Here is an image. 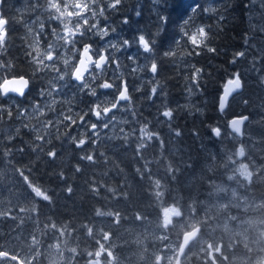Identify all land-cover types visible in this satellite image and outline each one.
Returning a JSON list of instances; mask_svg holds the SVG:
<instances>
[{
    "label": "trees",
    "instance_id": "16d2710c",
    "mask_svg": "<svg viewBox=\"0 0 264 264\" xmlns=\"http://www.w3.org/2000/svg\"><path fill=\"white\" fill-rule=\"evenodd\" d=\"M87 2L67 37L68 65L53 0H0V81H30L23 97L0 93V216L11 238L50 234L77 261L101 248L104 259L107 249L141 264L194 224L182 264H254L264 204L248 208V196L260 200L264 185L247 173L250 150L264 147V113L248 69L261 68L264 0ZM47 42L53 55L36 60ZM85 45L108 64L76 83ZM234 74L242 90L219 112ZM253 110L236 135L229 118Z\"/></svg>",
    "mask_w": 264,
    "mask_h": 264
},
{
    "label": "flooded vegetation",
    "instance_id": "af4514ba",
    "mask_svg": "<svg viewBox=\"0 0 264 264\" xmlns=\"http://www.w3.org/2000/svg\"><path fill=\"white\" fill-rule=\"evenodd\" d=\"M251 36L252 37H248L250 50L253 46V44L251 43V39L253 38L255 40L254 36L253 35ZM87 46L89 47L90 52L93 55L94 59L97 56H99V54L101 53L100 51H103L100 50L95 53L92 51L89 45ZM260 57H261L260 60L261 68H253V65H251V67L248 69V82H250L249 80L250 78L253 79L256 78L257 91L260 93L258 96L262 97V98L260 97L261 99L260 102L263 103L262 111L264 113V52H262V56ZM93 68L97 69L95 62H93L90 65L89 72ZM96 107L98 108V106ZM254 116L255 114L253 110L252 112H250V118L248 116V121L253 120ZM248 137L250 139L251 134H249ZM249 139H248V144H249ZM251 139L253 140V137ZM250 151H254V154L258 156H255L253 154L255 158L252 157L248 158V180H250L251 177H253L249 166L250 163L254 166L253 172L255 171V174L263 175V177L260 178L262 179V181H260V185L261 183H263L264 185V155H263L264 147L263 150L258 151L260 152V154L256 150H250ZM251 201L255 202V205L258 206L264 204V197H262L260 200L257 199ZM256 203H260V204H256ZM1 209H2V205L0 203V210ZM11 232H12L11 218L8 216L7 218L5 217V219H3L2 216H0V264H91L90 261L92 259H95L94 257L97 256L95 254L89 253L88 256H86L85 260L81 259L80 261H77L75 259V255H76L75 251L60 247L57 240L54 239V236L50 234L46 236L44 235V238H42L41 235V240L39 241V246L36 250H27L23 245L15 246V243L12 242ZM260 243L262 245L260 244L258 247H256L255 254L259 253V255L255 257L254 264H262V261L264 260V249H263L264 240L261 239ZM166 254L167 252H161L159 255L161 256V258H164L166 257ZM98 257L103 258L102 255L101 256L98 255Z\"/></svg>",
    "mask_w": 264,
    "mask_h": 264
},
{
    "label": "water",
    "instance_id": "95a60500",
    "mask_svg": "<svg viewBox=\"0 0 264 264\" xmlns=\"http://www.w3.org/2000/svg\"><path fill=\"white\" fill-rule=\"evenodd\" d=\"M5 18H3L0 14V40L3 39L5 32ZM93 61L92 55L89 51L84 50L80 53L75 66L72 70V78L77 81L81 82L83 77L85 76L88 65ZM97 66L102 67L106 63V54L103 53L97 60ZM154 67H152V71H154ZM30 81L29 78L25 75H16V76H8L3 78L0 81V93L2 96H15V97H23L28 89H29ZM125 88L122 90L123 98L125 99ZM242 90V81L239 77H233L227 80L223 86L222 93L219 97L218 102V110L222 112L226 109L228 101L230 98L237 94ZM248 121L247 115H236L229 119V127L230 129L238 136L242 135L243 132V125ZM215 134H218V130H214ZM200 230L199 225H195L190 229L184 230L181 233L180 242L178 245V253H177V262L176 264H180V257L182 253L188 248L189 244L197 237ZM159 261V260H157Z\"/></svg>",
    "mask_w": 264,
    "mask_h": 264
},
{
    "label": "rangeland",
    "instance_id": "374dc122",
    "mask_svg": "<svg viewBox=\"0 0 264 264\" xmlns=\"http://www.w3.org/2000/svg\"><path fill=\"white\" fill-rule=\"evenodd\" d=\"M71 1V4L69 3ZM87 2V0H63L61 3L57 5H54V4H51V6H53V8L56 10L57 14L59 15V17L61 18L62 20V25H61V29H60V35H62V39L65 41V42H69L67 39V37L69 35H72V29L73 28L72 26H74L75 24V21L73 18H76V16H79V9L82 8V6ZM66 4V6L64 7V5ZM82 12V15H84L87 11L84 10V11H81ZM77 28V25H75V29ZM75 31V30H74ZM53 46H54V43L52 45H49L47 44V47L45 50H40V52L36 49V60H39L41 59V57H43V54L45 53L46 55H49L53 52ZM63 51L66 52V54L68 55V57H65L64 59V62L68 65H72L71 63V59L73 58V53L75 52L74 49L72 48H63ZM81 51V50H80ZM259 65V64H258ZM261 65V63H260ZM125 96H126V90H125ZM120 98H123V94L121 93ZM249 166H250V170H251V173L253 172V169H254V166L252 164L249 163ZM259 177L257 179V181L259 180V178H262L263 175L261 174H258ZM247 176H248V173H247ZM260 181H262V179H260ZM259 182V181H258ZM252 200V199H251ZM248 196V208L250 207H256L257 205H255V202H252ZM245 201V200H244ZM247 202V201H246ZM256 204H260V203H256ZM177 212V211H176ZM258 217V215H256ZM263 215H261V219H263ZM165 219L167 220H170V216H169V212H167L165 214ZM150 226H146V228H149ZM140 234V233H139ZM26 233H23L22 236L23 238H17L16 242H14L13 240V237H12V242L15 243V246L17 245H23L25 247V249L27 250H34V245H33V240H31L29 243H28V239H33L30 235H27L25 236ZM135 236V238L139 241L142 240L141 237L138 236V234H136V231L133 232L132 234V237ZM141 235V234H140ZM25 236V237H24ZM14 246V247H15ZM177 245L176 244H173L172 246H168L166 247L165 249L167 251H169V254H168V257H167V260L169 261V264H175V261H176V248ZM100 248V247H99ZM101 250V248H100ZM100 250L97 251V254L98 255H102V253H100ZM104 250V248L102 249ZM105 255L107 257V259H104V258H96L98 256H95L94 258L95 259H92L90 262L91 264H124L123 263V258L119 257L117 255V253H115L114 251H110V250H107L105 249ZM118 258V261L115 262L114 260ZM141 264H158L155 262V259H148L147 257H141ZM162 263V262H161ZM160 263V264H161ZM262 264H264V260L262 261Z\"/></svg>",
    "mask_w": 264,
    "mask_h": 264
},
{
    "label": "clouds",
    "instance_id": "9594fccd",
    "mask_svg": "<svg viewBox=\"0 0 264 264\" xmlns=\"http://www.w3.org/2000/svg\"><path fill=\"white\" fill-rule=\"evenodd\" d=\"M49 55H50V54H49ZM240 154L243 155V151H242V150H241Z\"/></svg>",
    "mask_w": 264,
    "mask_h": 264
},
{
    "label": "bare ground",
    "instance_id": "6f19581e",
    "mask_svg": "<svg viewBox=\"0 0 264 264\" xmlns=\"http://www.w3.org/2000/svg\"><path fill=\"white\" fill-rule=\"evenodd\" d=\"M51 30V29H50ZM33 45V44H32ZM248 116V115H247ZM88 119V118H87ZM88 122V121H87Z\"/></svg>",
    "mask_w": 264,
    "mask_h": 264
}]
</instances>
